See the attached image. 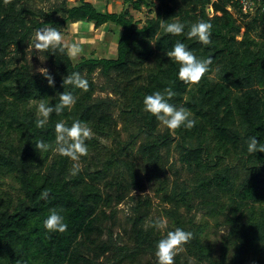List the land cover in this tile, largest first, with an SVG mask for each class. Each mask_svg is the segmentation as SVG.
Listing matches in <instances>:
<instances>
[{"label":"trees","instance_id":"obj_1","mask_svg":"<svg viewBox=\"0 0 264 264\" xmlns=\"http://www.w3.org/2000/svg\"><path fill=\"white\" fill-rule=\"evenodd\" d=\"M123 2L126 8L117 13L102 12L88 0H0V180L14 176L22 193L13 198L0 189V264H114L100 261L113 251L116 264H158L155 246L164 237L152 227L151 202L130 197L143 190V180L158 183L162 202L170 206L163 210L170 230L191 233L179 246L185 257L200 264H264V153L247 151L250 136L264 143V17L259 9L243 14L236 0ZM130 8L148 11L142 26ZM161 20L183 23L184 33H164ZM200 21L212 26L207 45L185 35ZM80 22L95 29L108 25L111 38L117 36L116 56L98 57L93 50L74 63L66 51L47 49L42 51L47 71H35L27 59L35 32L50 27L62 32ZM177 41L198 58L212 59L198 83L179 80L178 63L166 55ZM97 71L106 79L102 91L110 89L117 98L96 96ZM73 72L87 81V90L64 86ZM167 88L174 92L169 103L192 113L191 129L161 132V123L143 110L146 95ZM64 91L75 103L37 128L38 102L55 105ZM115 109L128 141L120 140ZM60 121L68 127L80 121L91 130L84 167L76 175L71 174L75 161L35 147L39 140L54 147ZM110 138L118 150H107L103 140ZM137 142L140 170L125 158ZM172 148L189 178L168 181L166 153ZM127 198L129 243L118 245L110 232L103 242L104 221L114 218L113 210ZM52 209L63 215L65 232L44 228ZM193 211L221 218L229 229L219 257L204 241V225L188 217ZM174 264L189 262L176 253Z\"/></svg>","mask_w":264,"mask_h":264},{"label":"clouds","instance_id":"obj_2","mask_svg":"<svg viewBox=\"0 0 264 264\" xmlns=\"http://www.w3.org/2000/svg\"><path fill=\"white\" fill-rule=\"evenodd\" d=\"M211 24L207 22L193 23L185 33L191 39L196 40L204 45L209 44L211 36ZM160 29L166 34L179 36L184 33L185 25L180 22H165L161 20ZM62 33L56 27L41 28L35 32L36 49H51L58 50L70 57L76 56L81 52V48L76 44L68 46L63 45ZM170 60L178 63L179 80L195 84L198 83L204 74L209 70V65L212 63L211 58H198L193 51L189 50L184 43L177 41L170 51L166 52ZM49 84H52V78L48 77ZM65 85H72L76 88L87 90L88 83L78 72L69 74L63 81ZM174 92L171 88L165 89L163 92L156 91L151 95H146L143 99V110L151 114L157 121L165 126L170 131H175L180 128L191 129L195 121L191 118L192 113L184 107H177L169 103V99L173 97ZM75 103L74 97L69 92L59 94V103L49 105L44 99L38 102L36 109L37 118L35 121L37 128H43L48 124L50 114L55 112L61 113L65 108H71ZM55 145L54 147L44 140L37 141L35 147L39 152L48 151L50 148L58 152L61 156L69 157L72 161H78L80 157L87 154L88 148L85 143L86 138L90 137L91 130L86 124L76 121L71 127L65 125L63 121L57 122L55 125ZM247 151L252 153H264V143L258 142L256 136H250L247 141ZM79 171V165L73 164L71 174L76 175ZM48 192L41 193L42 198H47ZM43 226L48 232L63 233L68 225L64 221L63 215L56 209L50 210L47 218L43 221ZM152 227L155 229H164L165 222L162 219L156 220ZM191 237L190 232H186L181 228H176L175 231H168L166 237L160 239L156 243L155 256L158 264H174L175 250L185 244Z\"/></svg>","mask_w":264,"mask_h":264},{"label":"rangeland","instance_id":"obj_3","mask_svg":"<svg viewBox=\"0 0 264 264\" xmlns=\"http://www.w3.org/2000/svg\"><path fill=\"white\" fill-rule=\"evenodd\" d=\"M89 2L94 3L98 9L102 12L111 11V12H122L126 6L123 0H88ZM71 5H77L76 1H71ZM131 13L133 14L136 21L140 23L142 26L147 18L149 17V13L146 9H143L141 12H136L132 8H130ZM109 26H103L99 29H95L93 24L89 23H75L62 30V44L65 46L76 44L81 48V52L76 56H72L74 63H77L81 55H86L90 57V54L93 50L96 51L98 57H115L116 56V37L111 38L112 34L109 33ZM109 35V36H108ZM108 36V40L106 38ZM35 44V42H34ZM32 44L28 48L27 59L28 62L33 66L34 70L37 72H46L48 63L46 59L43 57V49H36ZM83 44L84 46H82ZM81 45V46H80ZM86 76V74H85ZM92 79L99 87L96 93L98 97H112L117 98L113 92L108 89L106 91H102L101 87L106 85V79H104L101 74L97 71L92 75ZM120 110L115 109L114 118L118 121V131L119 137L122 142L128 141L127 132L122 129V123L119 121ZM167 128L161 124L160 131L164 132ZM104 145L107 147V150H118L117 143L112 139L103 140ZM141 142H137L135 146L128 152V156L126 159L132 160L137 169L140 170V167L143 165V161L138 157L137 148L139 147ZM107 151L102 152L101 163L104 161L106 157ZM168 158L166 163V177L168 181L174 182V180L180 179L184 180L189 178L188 171L186 168L179 162V153L176 149L172 148L170 153H166ZM99 162V166H101ZM75 164H78L79 167H84V160L82 157L78 161H75ZM98 166V167H99ZM144 188L142 191L136 190L133 191L131 196L142 197L143 199H149L152 205L151 213L152 217L155 220L162 219L165 222L166 227L164 229H160L163 237H166L167 232L171 231V222L163 213L165 208L170 207L165 204L161 200V195L158 194V183L157 182H147L143 180ZM0 189L5 193L11 195L13 198L18 196H22V193L19 191V186L14 178V176H4L0 180ZM142 199V200H143ZM132 201L130 198H127L120 205L115 207L113 210L115 213V217L112 219H108L104 221V236H102V241L105 242L109 238V232L113 236L114 241L117 242L118 245L123 246L124 244L129 243L128 233L130 231V225L128 224V219L132 216ZM185 212V210H182ZM108 215L111 214V211L107 212ZM189 218L195 217V221L198 224H203L205 227L204 241L212 247L217 257L222 253V249L226 238L229 234V229L226 226H222L221 218H211L205 216V214L193 211L188 215ZM100 239V240H101ZM180 253L184 256V259H187L189 264H200L194 258H187L184 255V249L178 247L175 250V254ZM232 251L230 250V255ZM115 252H110L106 256H103L100 261L106 263L110 261L115 263ZM150 260V256L144 257L142 259L143 262Z\"/></svg>","mask_w":264,"mask_h":264},{"label":"built area","instance_id":"obj_4","mask_svg":"<svg viewBox=\"0 0 264 264\" xmlns=\"http://www.w3.org/2000/svg\"><path fill=\"white\" fill-rule=\"evenodd\" d=\"M217 1V0H212ZM243 14H253L257 9L260 10L261 15L264 17V0H236Z\"/></svg>","mask_w":264,"mask_h":264}]
</instances>
